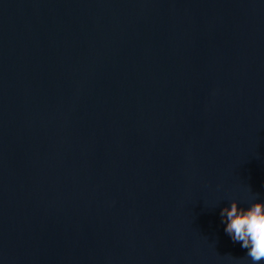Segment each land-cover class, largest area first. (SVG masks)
Listing matches in <instances>:
<instances>
[{"label": "water", "instance_id": "water-1", "mask_svg": "<svg viewBox=\"0 0 264 264\" xmlns=\"http://www.w3.org/2000/svg\"><path fill=\"white\" fill-rule=\"evenodd\" d=\"M233 199L264 200V0H0V264H251Z\"/></svg>", "mask_w": 264, "mask_h": 264}, {"label": "clouds", "instance_id": "clouds-1", "mask_svg": "<svg viewBox=\"0 0 264 264\" xmlns=\"http://www.w3.org/2000/svg\"><path fill=\"white\" fill-rule=\"evenodd\" d=\"M225 232L233 242H239L246 249L251 264L264 262V200L256 199L247 207H241L233 199L230 206L221 209Z\"/></svg>", "mask_w": 264, "mask_h": 264}]
</instances>
